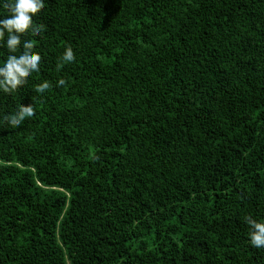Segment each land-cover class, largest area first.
<instances>
[{"label":"trees","instance_id":"16d2710c","mask_svg":"<svg viewBox=\"0 0 264 264\" xmlns=\"http://www.w3.org/2000/svg\"><path fill=\"white\" fill-rule=\"evenodd\" d=\"M33 21L39 71L0 91V264H264V0H45Z\"/></svg>","mask_w":264,"mask_h":264},{"label":"clouds","instance_id":"9594fccd","mask_svg":"<svg viewBox=\"0 0 264 264\" xmlns=\"http://www.w3.org/2000/svg\"><path fill=\"white\" fill-rule=\"evenodd\" d=\"M44 3L45 0H0V4L8 11V15L0 18V47H5L10 53L3 63H0V91L9 93L16 90L27 77L39 71L41 55L32 50L34 47L32 39L22 41L21 37L29 32L42 33L44 25L35 23L33 17ZM21 46L23 50L19 51ZM75 59L73 49L66 47L62 55L63 64L72 63ZM63 64L58 67H63ZM64 83L63 79L58 81V85ZM49 87L50 84L45 81L39 84L35 91L44 93ZM33 115L31 104H21L3 119L6 124L18 127L26 118ZM247 223L250 226L248 233L250 245L257 249L264 248V222L247 218Z\"/></svg>","mask_w":264,"mask_h":264}]
</instances>
